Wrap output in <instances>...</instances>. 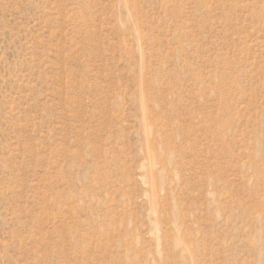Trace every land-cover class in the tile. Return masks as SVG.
Returning a JSON list of instances; mask_svg holds the SVG:
<instances>
[{"label":"rangeland","instance_id":"374dc122","mask_svg":"<svg viewBox=\"0 0 264 264\" xmlns=\"http://www.w3.org/2000/svg\"><path fill=\"white\" fill-rule=\"evenodd\" d=\"M0 264H264V0H0Z\"/></svg>","mask_w":264,"mask_h":264}]
</instances>
